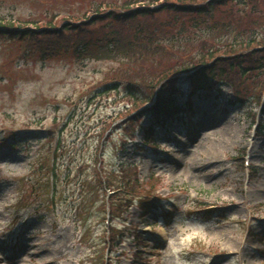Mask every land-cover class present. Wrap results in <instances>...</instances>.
I'll return each mask as SVG.
<instances>
[{"label":"rangeland","instance_id":"rangeland-1","mask_svg":"<svg viewBox=\"0 0 264 264\" xmlns=\"http://www.w3.org/2000/svg\"><path fill=\"white\" fill-rule=\"evenodd\" d=\"M91 2H106V12L124 0H0V24L80 22ZM169 18L138 21L160 28ZM25 52L0 41V264H264L262 73L228 72L233 91L224 83L199 91L191 117L160 130L153 149L140 146L135 117L172 86L187 99L186 74L160 93L163 60L138 67L70 54L43 63L29 54L24 62ZM114 82L123 88H105ZM233 94L247 106L230 104Z\"/></svg>","mask_w":264,"mask_h":264},{"label":"trees","instance_id":"trees-1","mask_svg":"<svg viewBox=\"0 0 264 264\" xmlns=\"http://www.w3.org/2000/svg\"><path fill=\"white\" fill-rule=\"evenodd\" d=\"M160 1L124 0L120 11L114 13L112 8L108 16L100 18L95 15L87 24L75 26L67 23L59 29L36 27L21 31L10 27L0 29V36L27 44L31 52L44 60L71 53L78 58L89 55L99 60H121L138 67L163 60L158 81L161 90L174 75L196 68L192 75L195 89L223 76L233 80L229 73L234 71L244 78L255 71L264 75V0H165L169 4L160 9L132 8L140 2L156 4ZM92 3L91 7L96 10L102 5ZM164 12L170 18L162 22L160 28L153 27V22L141 24L138 21ZM105 21H111V24L102 26L103 32L98 31L100 27L94 28ZM221 41L230 51L216 46V42ZM188 55L190 64L180 66ZM118 85L114 82L105 88H117ZM138 85V82H132L126 87L133 90ZM131 95L139 100L140 95ZM181 113L182 107L171 93L159 94L157 103L149 112L152 121L145 133L152 132L154 125L179 118ZM111 183L110 179L104 178L101 185L112 188Z\"/></svg>","mask_w":264,"mask_h":264},{"label":"bare ground","instance_id":"bare-ground-1","mask_svg":"<svg viewBox=\"0 0 264 264\" xmlns=\"http://www.w3.org/2000/svg\"><path fill=\"white\" fill-rule=\"evenodd\" d=\"M204 121H207V120H204ZM204 121H203V123H204Z\"/></svg>","mask_w":264,"mask_h":264}]
</instances>
